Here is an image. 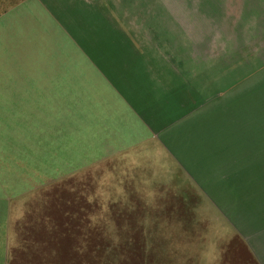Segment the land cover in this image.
I'll use <instances>...</instances> for the list:
<instances>
[{
  "label": "rangeland",
  "instance_id": "374dc122",
  "mask_svg": "<svg viewBox=\"0 0 264 264\" xmlns=\"http://www.w3.org/2000/svg\"><path fill=\"white\" fill-rule=\"evenodd\" d=\"M24 1L0 0V18ZM120 1L137 7L141 0ZM223 4L225 17L236 24L240 0ZM175 12L178 21L201 20L186 8ZM154 23L159 32H176L169 26L160 29L165 27L160 20ZM184 32H179L183 40L174 38V47L189 45ZM5 35L0 32V264H207L204 259L217 251L204 243L214 233L202 230L200 215L190 209L197 202L191 190H183L182 184L177 192L167 190L164 171L156 173L155 163L132 160L139 152L118 151L131 135L130 114L122 121V113L107 108L102 120L95 115L86 120V106L73 104L72 89L44 83L48 72L37 63L25 66L23 74V57L6 45ZM263 41L259 36L226 53L216 45V60L198 55L205 64V76L199 78L206 81L207 95L213 93V82L215 92L221 90L223 127L235 119V129H230L235 142L218 139L233 145L229 155L247 166L210 187L227 197L220 203L240 219L243 230L252 234L263 229L255 236L262 243ZM12 57L17 60L9 62ZM230 251L235 255V246L227 256Z\"/></svg>",
  "mask_w": 264,
  "mask_h": 264
},
{
  "label": "crops",
  "instance_id": "0c3cea01",
  "mask_svg": "<svg viewBox=\"0 0 264 264\" xmlns=\"http://www.w3.org/2000/svg\"><path fill=\"white\" fill-rule=\"evenodd\" d=\"M248 1L240 0L241 7ZM156 4L141 0L139 11L120 0H25L0 18V32L23 57V74L37 63L48 72L44 83L72 89L73 104L86 106V120L91 115L102 120L107 108L122 113V121L130 114L131 135L118 151L139 152L132 160L155 163L156 173L164 171L167 190L177 192L179 184L191 190L197 202L190 209L200 215L202 230L214 233L204 244L217 252L204 263L264 264V243L255 238L263 229L243 230L240 219L220 203L227 197L210 187L247 167L229 155L233 145L218 139L235 142V131L230 132L235 119L223 127L221 90L215 92L213 82V93L207 95L206 81L199 78L205 76V64L191 59L189 45H173L174 38L183 40L181 34L158 31L154 21L165 25L162 30L168 23ZM135 11L139 16H132ZM233 246L235 255L230 251L227 256Z\"/></svg>",
  "mask_w": 264,
  "mask_h": 264
},
{
  "label": "trees",
  "instance_id": "16d2710c",
  "mask_svg": "<svg viewBox=\"0 0 264 264\" xmlns=\"http://www.w3.org/2000/svg\"><path fill=\"white\" fill-rule=\"evenodd\" d=\"M155 1L157 7L159 6L158 3L162 6L159 11L163 10V14H167V25L176 32L185 31L184 33L190 39L189 47L195 59L199 58V54H204L206 61L209 59L216 60V49L218 48L216 45L220 46L219 51L224 50L226 53L239 50L254 39H258L259 36L264 39V0L245 2L246 4L239 11L236 24L235 19L231 20L225 17L227 16V7L223 4V0ZM185 8L188 12H191L193 17H201V20H185L182 22L175 19V11H184ZM162 18H164V15H162ZM227 37H231L229 44L226 43Z\"/></svg>",
  "mask_w": 264,
  "mask_h": 264
}]
</instances>
